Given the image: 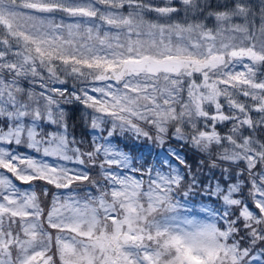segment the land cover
<instances>
[{
  "label": "snow or ice",
  "instance_id": "snow-or-ice-1",
  "mask_svg": "<svg viewBox=\"0 0 264 264\" xmlns=\"http://www.w3.org/2000/svg\"><path fill=\"white\" fill-rule=\"evenodd\" d=\"M0 264H264V0H0Z\"/></svg>",
  "mask_w": 264,
  "mask_h": 264
},
{
  "label": "trees",
  "instance_id": "trees-1",
  "mask_svg": "<svg viewBox=\"0 0 264 264\" xmlns=\"http://www.w3.org/2000/svg\"><path fill=\"white\" fill-rule=\"evenodd\" d=\"M77 118L73 121V125L75 127V135L77 137H80L82 135V128L79 126V119H78V114H76ZM189 156V162L192 163L194 161V157L192 156V154L189 152L188 153ZM195 201L199 202L200 201V197L199 196H193V198Z\"/></svg>",
  "mask_w": 264,
  "mask_h": 264
}]
</instances>
